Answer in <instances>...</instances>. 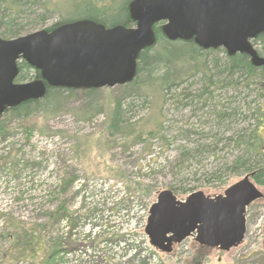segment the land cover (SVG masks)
I'll use <instances>...</instances> for the list:
<instances>
[{
	"label": "rangeland",
	"instance_id": "obj_1",
	"mask_svg": "<svg viewBox=\"0 0 264 264\" xmlns=\"http://www.w3.org/2000/svg\"><path fill=\"white\" fill-rule=\"evenodd\" d=\"M60 1L61 9L50 11L47 20L43 5L26 2L17 16L23 30L30 29L24 34L46 29L65 15ZM115 17L122 19L124 14L117 10ZM255 39L254 47L264 57L262 43ZM207 56L222 64L227 52L222 47ZM212 72L213 93L191 101L190 94L202 91ZM30 75L26 81L42 78L41 71ZM221 77L208 66L179 84L167 100L152 88L138 98L124 97L117 85L103 87L96 92L100 111L93 116L82 115L87 98L79 92L57 115L40 111L27 121L12 120L6 137L0 135V264H264V195L248 206L245 239L229 251L204 247L188 237L164 253L145 233L149 209L160 191L192 188L175 190L182 200L199 190L221 194L243 177L225 168L241 155L244 144L225 138L235 130L248 134L257 129L254 112L256 107L264 109V75L259 81L242 78L239 86L221 85ZM183 89L189 95L183 96ZM118 99L143 138L108 133L109 115ZM223 107L229 112L238 109L239 115L225 122L228 127L219 128L213 123ZM160 120L168 133L149 135ZM180 127L203 130L207 134L200 133L205 136L201 142H211L212 150L183 158L181 146L191 149L193 143L176 138ZM222 129L228 131L219 134ZM261 130L264 134L263 125ZM222 167L220 178L212 175ZM255 184L264 193V185ZM95 205L96 217L88 213ZM17 223L22 235L37 228L46 246L42 240L34 255L27 253L26 244L15 236Z\"/></svg>",
	"mask_w": 264,
	"mask_h": 264
},
{
	"label": "water",
	"instance_id": "obj_2",
	"mask_svg": "<svg viewBox=\"0 0 264 264\" xmlns=\"http://www.w3.org/2000/svg\"><path fill=\"white\" fill-rule=\"evenodd\" d=\"M129 10L135 22L130 27L80 19L53 30L0 37V116L24 101L42 98L48 86L101 88L131 82L140 52L156 41L157 23L171 40L194 39L206 49L224 47L230 55L246 53L253 65H264L251 41L264 33V0H132ZM21 58L40 70L42 78L16 82ZM255 173L216 195L199 190L182 200L172 189L160 191L145 227L151 244L167 253L189 236L225 251L240 245L247 207L263 196L252 179Z\"/></svg>",
	"mask_w": 264,
	"mask_h": 264
},
{
	"label": "trees",
	"instance_id": "obj_3",
	"mask_svg": "<svg viewBox=\"0 0 264 264\" xmlns=\"http://www.w3.org/2000/svg\"><path fill=\"white\" fill-rule=\"evenodd\" d=\"M63 1L64 10L62 9V11H65L66 14L61 15L54 25L46 27V29H52L60 24L80 19H93L106 26L121 24L130 27L134 25L129 10V5L132 0ZM26 2L43 5L46 12L42 14V17L43 20H47L50 11H54L58 8L61 9L59 3L62 1L34 0L31 2L30 0H0V37L10 39L18 37L30 30L28 29L24 31L21 27L22 24L17 19V16L22 12V7ZM117 10L124 14V18L118 19L115 17ZM154 28L156 32V41L152 46L146 47L140 52L137 60V73L135 78L126 84L117 85L123 88L124 97L135 96L140 98L147 94V90L152 88L161 91L167 100L172 90L178 87L179 84L197 74H202L204 69H207L208 66H213L217 73H219L220 76H223L221 77V85L225 86H227L228 83L239 86L242 78L257 81L263 79L264 65H253L251 57L246 53L238 52L233 55L227 53L226 61L222 64L217 57L214 58V61H209L207 55L214 49H204L196 44L193 39L171 40L164 34L161 24H155ZM256 40H259L264 48V33L255 39V42ZM19 68L20 72L16 81H26L33 77L30 74L35 73L34 77L40 74V70L33 68L24 60L19 61ZM31 70L33 72H30ZM258 73H260L259 76ZM205 75L207 76L206 73ZM212 75H214V72H212V74L207 77V80H205L202 91L200 90L197 94H190L191 101L194 99L198 100L202 95L208 96L213 93L211 87L216 83H214V79L211 77ZM98 89L99 88L48 86L47 92L42 98L24 101L17 106L8 108L0 116V135L6 137L8 126L14 119L27 121L40 111H44L50 115H57V113L62 111V108L66 103L75 99L79 92L84 93L85 98H87V103L83 108L82 115H85L86 117L93 116L100 111L98 110V104L95 102ZM184 89L182 95H189V92H186L187 89ZM227 110V108L224 109L223 107L217 111L215 117L217 123H213L214 126H219V128H221L220 123L222 122L225 123L232 119L236 121L237 115H239L238 109L231 112ZM254 114H256V119L258 121L257 129H254L248 134L242 133L240 130H235L230 137L225 138L229 141H234L237 144H244V149L242 150L241 155L237 156V158L225 169H230L232 173L237 174L238 176L256 171L254 175L255 182L264 185V134L261 130V125L264 126V109L262 108L260 110L256 107ZM259 115H261V117H259ZM109 117L107 131L111 137L121 135L122 137L134 136L136 139L143 138L140 131H138L139 129L134 125L136 123L131 121L130 118H127L126 110L123 107L121 99L116 101ZM164 123V120L156 122L155 128L149 130L147 133L152 136L155 134L162 135V133H168V129L165 127ZM29 130L31 131V127H29ZM222 131H225L223 133L225 134L228 130H219V134H221ZM200 133H203V135L207 134L204 133L203 130L195 132L191 127L179 128L178 134L176 135V138L178 139L185 140L190 139L193 135H199L197 139L192 142L193 144L190 146L192 147L191 149L187 148L188 146L185 145L181 146V153L184 155L182 156L183 158L188 155H190L188 157L195 158L201 152L212 150V147L209 145L211 142H208L209 144H206L207 142L204 141L201 142V139L205 138V136H202L201 138ZM221 170H223V167L219 168V170H214L212 175L220 178L222 174ZM171 188L175 193L185 192L186 190L189 191L192 189L182 188V191H180L176 186H172ZM175 190H178L179 192H176ZM61 209L65 210L66 208L62 205ZM97 211L98 206L95 205L88 211V213H90L91 216L94 215V217H96ZM54 214H59V212L57 211ZM54 214H51L50 218H54ZM36 229L28 230L25 235H22V227L18 223L15 227V236L21 241L20 244L22 242L26 244V252H29L30 255H34V253L38 251L37 246L39 243H42L43 240L39 238V232L36 231ZM53 253H56V250H54ZM46 264H50L49 261Z\"/></svg>",
	"mask_w": 264,
	"mask_h": 264
},
{
	"label": "bare ground",
	"instance_id": "obj_4",
	"mask_svg": "<svg viewBox=\"0 0 264 264\" xmlns=\"http://www.w3.org/2000/svg\"><path fill=\"white\" fill-rule=\"evenodd\" d=\"M220 125H221L222 127H228L227 125H229V123H223V122H222V123H220ZM194 136H195V135H193V137H194ZM196 139H197V138H195V140H196ZM188 140H190V141H192V142L194 141L192 137H191L190 139H188Z\"/></svg>",
	"mask_w": 264,
	"mask_h": 264
}]
</instances>
